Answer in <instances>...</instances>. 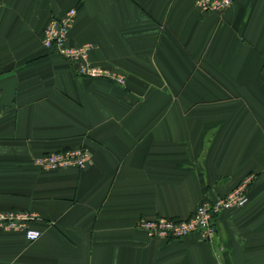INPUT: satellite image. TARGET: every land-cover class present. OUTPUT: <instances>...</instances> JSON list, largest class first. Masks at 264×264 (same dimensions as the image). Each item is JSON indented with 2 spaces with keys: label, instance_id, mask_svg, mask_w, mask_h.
I'll return each instance as SVG.
<instances>
[{
  "label": "crops",
  "instance_id": "crops-1",
  "mask_svg": "<svg viewBox=\"0 0 264 264\" xmlns=\"http://www.w3.org/2000/svg\"><path fill=\"white\" fill-rule=\"evenodd\" d=\"M76 9L67 44L120 84L80 76L43 42ZM85 147L84 168L35 158ZM254 175L211 241L150 237L140 218H186ZM0 264H264V0L222 13L196 0H0ZM222 248L218 259L215 252Z\"/></svg>",
  "mask_w": 264,
  "mask_h": 264
},
{
  "label": "built area",
  "instance_id": "built-area-1",
  "mask_svg": "<svg viewBox=\"0 0 264 264\" xmlns=\"http://www.w3.org/2000/svg\"><path fill=\"white\" fill-rule=\"evenodd\" d=\"M235 0H196L204 12L222 13ZM76 15L72 8L63 17L53 18L46 26L43 42L47 48L53 49L66 60L79 64L77 73L90 78H107L117 83H124V75L111 68L95 65L89 61L91 44L70 46L67 44L69 29ZM91 152L85 147L53 151L35 158L34 164L43 170H56L64 167L84 168L91 161ZM254 175L246 176L236 187L223 196L201 202L196 210L186 218L156 217L140 218L137 227L150 237L182 239L192 234H199L206 241H211L217 234L218 215L231 208L242 207L249 201V187ZM36 214L28 211H0V227L7 231L23 232L29 241L37 240L42 232L32 226ZM222 248L215 252L218 259Z\"/></svg>",
  "mask_w": 264,
  "mask_h": 264
},
{
  "label": "trees",
  "instance_id": "trees-1",
  "mask_svg": "<svg viewBox=\"0 0 264 264\" xmlns=\"http://www.w3.org/2000/svg\"><path fill=\"white\" fill-rule=\"evenodd\" d=\"M66 149H69V148H66ZM66 149H63V150H66ZM57 151H61V150H57ZM49 153V152H48Z\"/></svg>",
  "mask_w": 264,
  "mask_h": 264
},
{
  "label": "water",
  "instance_id": "water-1",
  "mask_svg": "<svg viewBox=\"0 0 264 264\" xmlns=\"http://www.w3.org/2000/svg\"><path fill=\"white\" fill-rule=\"evenodd\" d=\"M75 66H76V67H78V66H79V64H75Z\"/></svg>",
  "mask_w": 264,
  "mask_h": 264
},
{
  "label": "rangeland",
  "instance_id": "rangeland-1",
  "mask_svg": "<svg viewBox=\"0 0 264 264\" xmlns=\"http://www.w3.org/2000/svg\"><path fill=\"white\" fill-rule=\"evenodd\" d=\"M88 44V43H87Z\"/></svg>",
  "mask_w": 264,
  "mask_h": 264
}]
</instances>
